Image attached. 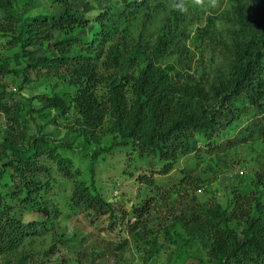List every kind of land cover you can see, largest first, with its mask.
<instances>
[{
	"label": "rangeland",
	"instance_id": "rangeland-1",
	"mask_svg": "<svg viewBox=\"0 0 264 264\" xmlns=\"http://www.w3.org/2000/svg\"><path fill=\"white\" fill-rule=\"evenodd\" d=\"M141 1L144 5L139 4ZM135 3L139 6H134ZM180 3L183 7L178 8ZM8 4L7 12L14 10L13 18H7V13L0 8V97L7 105L16 103L14 108L21 112L20 135L13 136L12 140L19 138V151L25 147L30 153V144L26 143L42 139L46 150L68 159L75 172L76 186L89 185L91 167L92 184L108 207L104 215L96 216L74 206L71 199L74 183L61 176L46 152L37 160L40 171H35V176L48 185L39 195L48 201V208L55 211V218L44 230L25 236L11 256L6 259L0 256V264H6L7 259V264H14L18 259H22L23 264H192L188 260L192 254L206 261V251L195 243L192 248H177L168 242L164 232L166 227L174 225L172 217L203 215L199 209L201 204L206 211L212 208V213L218 207L227 225L240 234L242 223L236 224L231 216L234 200L251 195L255 174L264 173V139L249 134L254 110L241 99L226 101L220 111L226 119L216 116L211 130L195 133L191 140L192 151L177 157L172 168L159 175L163 162L156 156L139 157L135 149L111 145L118 138V133L112 130L115 118L111 112L104 116L100 127L92 129L91 134L88 130V143L81 145L86 133L71 105L61 115L47 109L42 97H50V86L54 83L51 77L63 68L56 66L62 54L69 59L76 55L89 56L90 64L103 75L99 84L103 91L113 77L125 82L122 112H128L132 102L130 74H135L130 64L124 63L129 45L139 41L149 56L160 29L166 36H173L172 54L159 56L153 61V67L166 71L168 88L180 90L183 86L210 84L218 75L225 81L227 53L224 47L236 29V25L229 22L234 19L232 0H217L215 6L211 0H66L84 26L75 29V34L70 33L72 40L64 45L61 41L65 32L57 28L41 29L36 35L24 31L21 35L17 26V18L18 22H23L37 15L55 16L62 10L56 0H9ZM177 9L181 17L173 27L170 13ZM100 29L102 37L85 48L80 38L97 35ZM202 30L206 35L200 39L197 33ZM20 42L24 43L22 51ZM112 48L121 54L120 65L103 68ZM23 51L41 58L42 64L26 71ZM169 66L172 68L167 70ZM61 87L58 85L56 89L63 92ZM69 88L68 93H72ZM181 93L185 92L181 90ZM203 106L205 108L206 104ZM7 123L0 113V136ZM9 155V151L0 149V165ZM139 177L144 180L139 181ZM180 181L182 188H187L186 196L183 192L176 194ZM17 183L12 171L6 170L0 180V207L17 204L10 197ZM21 197L22 193L18 195ZM141 208L140 220H145V226L131 230L136 222L134 210ZM19 213L24 223L43 221V216Z\"/></svg>",
	"mask_w": 264,
	"mask_h": 264
},
{
	"label": "trees",
	"instance_id": "trees-1",
	"mask_svg": "<svg viewBox=\"0 0 264 264\" xmlns=\"http://www.w3.org/2000/svg\"><path fill=\"white\" fill-rule=\"evenodd\" d=\"M232 1L234 19L229 22L236 25V29L224 47L227 53V57H224L227 66L225 81L218 75L210 84H193V87L183 86L180 90L168 88L166 71L163 73L153 67L155 59L171 51L173 42V36H166L160 29L149 56H146L145 48L139 41L129 45L130 49L124 63H129L135 74H130L132 85L130 84L129 92L132 102L130 101L131 108L128 112H122L121 98L124 96L125 82L113 77L106 82V91H103L99 85L103 75L90 64L89 56L76 55L69 59L64 54L56 65L62 66V70L51 77L54 83L50 86V97L42 95L47 103L46 108L63 115L71 105L81 118L80 125L84 126L86 133L82 136L81 145L88 143V130L90 129L91 134L92 129L100 127L104 116L111 112L115 118L112 130L118 133L117 140L112 141L111 145L135 149L139 157L149 154L156 156L158 161L163 162L161 170L157 173L159 175L166 174L177 157L192 151L191 140L195 133L211 130L217 120L216 116L226 119L220 111L224 109L228 100L239 98L244 105L254 110L249 134L264 139V0ZM8 3L9 0H0V8L7 13V18H13L14 10L8 9L9 14L7 12ZM56 3L62 10L55 16L37 15L26 18L23 22H18L17 18L19 34L22 35L26 31L27 34L35 32L36 35L41 29L57 28L66 35L61 44H68L72 40L69 34H75V29H81L84 24L71 10L70 5L66 4V0H56ZM144 3L141 1L139 4ZM139 4L135 3L134 6ZM181 7L183 3L178 5V8ZM170 16L175 27L181 17L179 9L172 11ZM102 34L100 29L97 35L91 37V34L89 37H81L80 40L85 42V48H90ZM205 35L204 30L197 33L200 39ZM22 45L24 43L20 42V51L24 47ZM21 54L26 57V71L39 63L40 66L43 62L39 57H32L30 52L23 51ZM120 61V52L112 48L108 57H105L102 67L116 68ZM171 68L169 66L167 70ZM58 85L62 86L63 92L56 89ZM68 86L72 93L70 91L68 93ZM181 90L185 92L183 95ZM203 104H206L205 108ZM14 106L16 103L12 106L7 105L0 97V113L8 120L0 136V149L10 153L7 161L0 165V180L6 170L12 171L14 177L18 179L15 191L10 195L17 204L0 207V256H4L5 259L18 248L25 236L44 230L47 223L55 218V211L49 209L48 201L39 195L47 190L48 185L35 176V171H40V167L36 165L37 160L46 152L47 157L56 164L61 176L74 183L71 195L74 206L96 216L104 215L108 207L92 184L94 174L91 167L88 169L89 185L76 186L75 172L68 159L46 150L47 146L42 139L26 143L30 144V153L24 149L25 147L19 151L17 144L19 138L12 140V137L20 135L22 116L20 109ZM28 112L30 113L29 110ZM138 180L142 182L144 178L139 177ZM252 185L254 189L252 194L242 199L236 197L231 211L236 224L242 223L243 229L240 234H236L235 228L227 225V219L222 217L223 212H218V207H215V212L212 213V208L206 211L205 205L201 204L199 209L203 215L190 214L187 218L177 215L171 218L174 225L164 229L168 242L177 248L183 246L192 248V243H195L196 247L206 251L208 257L206 261L194 254L189 255L188 260L190 259L192 264H264V173H256ZM182 186L180 181L175 190L176 194L183 192L186 196L187 188L183 189ZM20 193L22 197L18 198ZM20 211L24 213L23 215L29 213L43 216V221L33 220L24 223ZM134 213L136 222L131 225V230L143 229L145 220H140L142 208L135 209ZM8 261V259L5 261L6 264ZM20 262L23 264L22 259L16 260L14 264Z\"/></svg>",
	"mask_w": 264,
	"mask_h": 264
},
{
	"label": "clouds",
	"instance_id": "clouds-1",
	"mask_svg": "<svg viewBox=\"0 0 264 264\" xmlns=\"http://www.w3.org/2000/svg\"><path fill=\"white\" fill-rule=\"evenodd\" d=\"M211 2H212V4H213V6H215L216 3H217V0H211Z\"/></svg>",
	"mask_w": 264,
	"mask_h": 264
}]
</instances>
